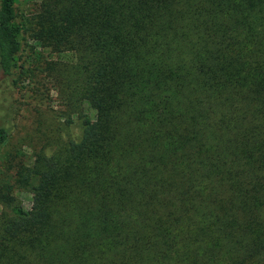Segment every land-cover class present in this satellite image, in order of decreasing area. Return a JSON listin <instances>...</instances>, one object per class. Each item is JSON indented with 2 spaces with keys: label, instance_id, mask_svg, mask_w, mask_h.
<instances>
[{
  "label": "trees",
  "instance_id": "16d2710c",
  "mask_svg": "<svg viewBox=\"0 0 264 264\" xmlns=\"http://www.w3.org/2000/svg\"><path fill=\"white\" fill-rule=\"evenodd\" d=\"M17 3L0 71L64 57L70 137L0 170V264H264V0Z\"/></svg>",
  "mask_w": 264,
  "mask_h": 264
},
{
  "label": "rangeland",
  "instance_id": "374dc122",
  "mask_svg": "<svg viewBox=\"0 0 264 264\" xmlns=\"http://www.w3.org/2000/svg\"><path fill=\"white\" fill-rule=\"evenodd\" d=\"M40 1L18 0V14L32 15ZM28 45H33L32 41ZM37 50L42 51L40 48ZM43 54L47 57L46 64L44 59L36 62L39 69L32 77L24 76L17 87H12L0 71V126L6 127L10 133L8 141L0 148V170L19 162L30 165L39 152L60 151L70 137V131L58 119L61 113L68 111L62 90V71L58 66L48 64L52 60L61 59L63 62L65 58L50 56L46 51ZM48 66L53 70H47ZM12 195L14 204L29 208L28 190L15 189ZM6 218L8 211L0 203V226Z\"/></svg>",
  "mask_w": 264,
  "mask_h": 264
}]
</instances>
